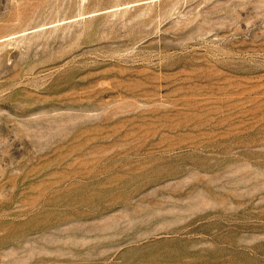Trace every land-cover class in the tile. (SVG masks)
Listing matches in <instances>:
<instances>
[{"label": "rangeland", "instance_id": "374dc122", "mask_svg": "<svg viewBox=\"0 0 264 264\" xmlns=\"http://www.w3.org/2000/svg\"><path fill=\"white\" fill-rule=\"evenodd\" d=\"M0 264H264V0H0Z\"/></svg>", "mask_w": 264, "mask_h": 264}]
</instances>
